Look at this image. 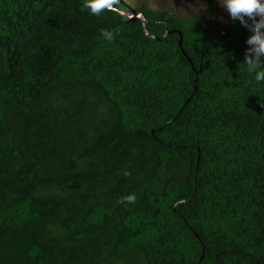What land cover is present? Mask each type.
<instances>
[{"label": "trees", "instance_id": "obj_1", "mask_svg": "<svg viewBox=\"0 0 264 264\" xmlns=\"http://www.w3.org/2000/svg\"><path fill=\"white\" fill-rule=\"evenodd\" d=\"M83 3L0 0V264H264L251 33Z\"/></svg>", "mask_w": 264, "mask_h": 264}, {"label": "clouds", "instance_id": "obj_2", "mask_svg": "<svg viewBox=\"0 0 264 264\" xmlns=\"http://www.w3.org/2000/svg\"><path fill=\"white\" fill-rule=\"evenodd\" d=\"M118 2L119 0H84L82 10L87 9L91 15L99 16L105 10H115ZM218 2L227 11L232 22L239 21L251 33L246 39L248 48L244 54L243 64L256 83L264 84V0H218ZM103 35L108 39H112L113 36L108 32H104ZM125 175L129 173L125 172ZM118 202L134 204L136 196L129 194Z\"/></svg>", "mask_w": 264, "mask_h": 264}, {"label": "rangeland", "instance_id": "obj_3", "mask_svg": "<svg viewBox=\"0 0 264 264\" xmlns=\"http://www.w3.org/2000/svg\"><path fill=\"white\" fill-rule=\"evenodd\" d=\"M125 3L131 7L130 10L125 12L129 16L135 15L132 9L139 7L141 4L152 9H167L170 13L179 15H198L199 13L210 12V26L214 30L220 29L229 15L220 6L218 0H215L211 9L209 0H125Z\"/></svg>", "mask_w": 264, "mask_h": 264}, {"label": "water", "instance_id": "obj_4", "mask_svg": "<svg viewBox=\"0 0 264 264\" xmlns=\"http://www.w3.org/2000/svg\"><path fill=\"white\" fill-rule=\"evenodd\" d=\"M137 16H141L142 17V15H137ZM179 44L181 45V40L179 41Z\"/></svg>", "mask_w": 264, "mask_h": 264}]
</instances>
